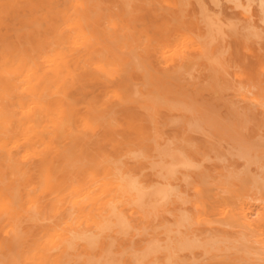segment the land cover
Listing matches in <instances>:
<instances>
[{
	"label": "bare ground",
	"instance_id": "1",
	"mask_svg": "<svg viewBox=\"0 0 264 264\" xmlns=\"http://www.w3.org/2000/svg\"><path fill=\"white\" fill-rule=\"evenodd\" d=\"M225 1L240 9L245 40L259 38L253 0ZM258 2L264 22V0ZM68 3L56 41L33 58H0V264H264V174L247 175L251 165L264 171V142L254 147L229 140L233 154L244 161L245 175L236 177L237 189L210 175L203 165L206 157L194 158L180 147L153 145L139 172L127 164L140 156L136 150L117 158L100 154L92 163L75 157L72 133H87L86 143L96 127L89 113L79 114L64 93L60 75L67 72L58 70L67 56L77 69L95 66V55L85 51L95 40V13L83 0ZM180 27L163 41L140 36L143 45L153 48L155 62L169 69L187 65L191 51L203 53L215 80H227L228 93L238 105L264 117V62L258 61L253 67L257 75L251 71L249 77L232 60L224 64L216 45L211 48V28L202 17L195 32ZM41 72L45 75L40 80ZM262 132L264 140V125Z\"/></svg>",
	"mask_w": 264,
	"mask_h": 264
},
{
	"label": "rangeland",
	"instance_id": "2",
	"mask_svg": "<svg viewBox=\"0 0 264 264\" xmlns=\"http://www.w3.org/2000/svg\"><path fill=\"white\" fill-rule=\"evenodd\" d=\"M83 1L88 6V11L93 10L95 13L94 44L85 49L95 55V66L86 70L77 69L70 56H67L62 60L58 70L67 72L66 76L60 75L64 81V93L71 99L79 114L89 113L96 127L89 134L90 137L86 143L83 138L88 135L87 133L84 131L72 133L71 141L74 144L75 157L80 162L92 163L100 154L117 158L122 157L127 151L136 150L140 153L138 159L124 160L128 161L129 168L139 172L143 171L141 160L152 154L153 145L158 148L160 146L161 148L180 147L194 158L206 157L207 161L203 165L210 175L222 183H228L231 188L237 189L238 178L236 177L245 175L244 161L233 154L232 143L229 140L241 141L246 146L261 145L264 142L262 138L264 125L262 118L264 117L256 111L246 110L241 104V106L238 105L236 99L228 93L227 80L225 78L215 80L212 71L206 66L203 53L197 50L191 51L187 65L186 62L182 65L178 63L167 69L156 63L158 59L153 48L143 45L140 36L163 41L174 31L176 32L178 26L185 31L195 32L198 17H202L203 22L211 28V48L216 45L214 48L220 51L223 63L232 60L231 63H236L249 77H251V71L256 76L253 67L257 66L258 61L264 62V22L259 18L258 0H253L251 12L261 40L257 38L251 39L252 41L245 40L243 36L246 24L233 0L231 1L234 6L226 3L225 0H219L220 3H211V0ZM69 8L68 0H0V58L2 55L11 60L35 57L38 52L59 38L58 27L65 19ZM109 20L110 24L107 23ZM237 31H240V35ZM226 46L230 50H227ZM193 69L196 70L193 71ZM124 71L126 73H123ZM44 75L43 72L39 73V79L41 80ZM178 80L181 81L178 82ZM133 86L138 90H135ZM107 91L110 95H107ZM125 93L127 94L124 95ZM192 102L194 107L197 105L196 108L192 107L193 104L190 106ZM241 107L244 108L243 111ZM227 109L230 115L226 113ZM243 114L246 115L245 118ZM202 118H206L207 122ZM211 126L215 128L212 129ZM217 127L220 129L217 130ZM224 128L226 129L223 130ZM226 131H230L228 135L225 134ZM236 132L239 133L236 134ZM220 134L223 139L220 138ZM216 142L218 144H214ZM203 144H206L204 148ZM212 145L216 146L218 151ZM191 149L194 152H191ZM247 173L249 176L254 175L258 178L264 174V171L258 169L256 165H251ZM256 208L254 206L252 212H256Z\"/></svg>",
	"mask_w": 264,
	"mask_h": 264
}]
</instances>
